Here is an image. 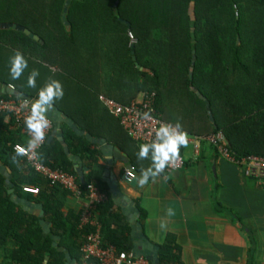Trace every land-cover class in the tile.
Listing matches in <instances>:
<instances>
[{"label": "trees", "instance_id": "obj_1", "mask_svg": "<svg viewBox=\"0 0 264 264\" xmlns=\"http://www.w3.org/2000/svg\"><path fill=\"white\" fill-rule=\"evenodd\" d=\"M64 2L0 0V24L28 29L42 41L0 30L1 81L28 97H37L50 79L60 81L64 96L54 105L80 128L130 152L136 170L142 167L135 154L138 144L106 110L99 94L129 104L155 93V108L163 120L179 121L183 130L205 138L215 151L208 138L221 133L236 156L264 155V0H71L66 12L69 31L61 20ZM16 51L24 55L28 68L14 80L9 58ZM33 69L39 76L36 87L29 88L27 77ZM5 116L0 113V161L11 178L7 184L0 174V264H66V252L79 263L84 236L93 228L79 229V214L67 227L59 210L69 191L49 184L22 157L20 166L12 162L13 146L27 147L28 138L13 120L5 123ZM61 125L69 150L90 161L85 183L79 181L82 189L94 182L107 192L93 168L97 152L91 142ZM37 154L50 167L77 174L63 142L46 138ZM33 185L40 191L28 199L41 203L43 218L52 223L50 233L44 232L37 214H29L12 198L28 194L22 186ZM108 204L98 216L103 244L131 253L128 236L110 227L125 226L123 217L110 214ZM144 216L141 211L140 218ZM52 235L59 237L57 245ZM157 254L160 264H181L172 235Z\"/></svg>", "mask_w": 264, "mask_h": 264}, {"label": "crops", "instance_id": "obj_2", "mask_svg": "<svg viewBox=\"0 0 264 264\" xmlns=\"http://www.w3.org/2000/svg\"><path fill=\"white\" fill-rule=\"evenodd\" d=\"M10 86L14 85L0 80V96L7 93L6 87ZM54 107L71 119L55 105ZM9 121L5 116L4 122ZM72 122L79 130L89 133L73 120ZM62 123L70 127L61 121L59 129L53 126L47 141L57 139L63 142L72 166L75 170L80 167L84 178L89 171L90 161L86 155L81 157L69 150L64 143ZM104 140L118 148V152L103 150L98 143L90 141V148L97 152L93 168L107 186L110 197L108 212L123 217L125 226L110 227L123 231V235L128 236L131 254L134 241L132 234L136 231L132 229L128 218L135 217L144 236L158 250L167 236L174 237L176 245L180 247L181 264H264V185L245 175L241 168L223 160L209 142H201L199 152H195L192 146H187L183 150L186 160L183 169L170 175L162 173L155 182L150 179L148 184L140 187L136 179L141 168L150 166V159L141 160L142 167L137 169L135 183L128 184L124 174L129 164H132L130 152ZM124 160H129V163ZM0 165L7 168L1 161ZM76 172L79 179L81 174L77 170ZM164 176L168 179L165 180ZM36 196L37 194H22L21 199L41 205L28 199ZM16 197L18 196L12 195L13 199ZM63 201L59 212L65 223L78 215L86 202L84 196L70 192L63 196ZM169 209L174 213L171 216L168 215ZM102 211H98V216ZM141 211L145 213L143 219L140 218ZM27 212L38 215V208ZM48 222L52 227V223ZM162 222L166 225L163 229L160 227ZM72 262L79 264L75 259Z\"/></svg>", "mask_w": 264, "mask_h": 264}, {"label": "built area", "instance_id": "obj_3", "mask_svg": "<svg viewBox=\"0 0 264 264\" xmlns=\"http://www.w3.org/2000/svg\"><path fill=\"white\" fill-rule=\"evenodd\" d=\"M129 37L131 42L135 41L132 35L129 34ZM10 89L15 90L14 86H10ZM98 98L106 110L115 117L122 129H124L128 136L138 145L151 142V140L154 139V130L159 127L160 123H168L163 120L156 111L155 93H145L140 99L134 100L129 104L120 103L104 94H99ZM31 102V98L27 97L9 99L0 97V113L5 114L9 119L13 120L15 127L20 128L28 139V134L24 128V118L28 115ZM146 112L150 114L151 119L143 118V114ZM52 128L53 121L50 118V126L46 130V138ZM183 131L188 135L189 143L187 146H192L195 152H199L200 144L205 138L193 135L186 130ZM208 139L214 145L217 154L223 160L225 159L241 168L245 175L254 178L264 185V155L247 154L236 156L231 152L227 140L221 133L216 136H211ZM17 145L25 147L17 143L13 146V150H15ZM185 148L186 147H182L180 149V158L176 166L165 169L164 173L166 175H170L184 168L186 160L183 155V150ZM38 149L35 150L36 156L32 159H29V156L22 157L27 165L33 169L35 173L46 178L49 184H59L70 193L77 196L84 195L85 197L86 202L79 213L78 227L79 229H84L89 226L93 228V230L84 236L85 241L80 247L81 256L79 264H90L92 260L95 261L96 264H152L144 256L134 257L131 253L119 251L113 244H103L101 235L102 225L98 219V211L109 202L110 197L108 192L103 191L94 182L88 183L82 189L76 174L59 167L52 168L43 163L37 154ZM29 155H31V153ZM136 177L137 170L133 165L125 170L124 179L126 182H131ZM38 191V187L35 186H22L23 193L33 195L37 194ZM72 226V223H67V227Z\"/></svg>", "mask_w": 264, "mask_h": 264}, {"label": "clouds", "instance_id": "obj_4", "mask_svg": "<svg viewBox=\"0 0 264 264\" xmlns=\"http://www.w3.org/2000/svg\"><path fill=\"white\" fill-rule=\"evenodd\" d=\"M28 68V62L24 55L16 51L9 58V74L12 79H19ZM39 71L33 69L27 77V87L35 88ZM64 91L60 81L50 79L38 91L37 98L31 102L28 115L24 118V128L28 134L27 147L17 145L12 156V162L20 166L19 157L29 156L32 159L36 156L35 150L38 149L46 140V130L50 126L49 113L53 109L56 101L63 99ZM26 106V105H22ZM144 119H151L149 113L143 114ZM189 143L188 135L182 130V125L177 121L174 125L171 123H160L159 127L154 130V139L151 142L140 144L137 152L138 160L150 159V166L141 168L136 183L143 187L152 182L165 172L166 168L176 166L180 158V149L187 147ZM31 153V155H29ZM164 179H168L164 176ZM171 209L168 215H173ZM160 227H166L165 223H161Z\"/></svg>", "mask_w": 264, "mask_h": 264}, {"label": "water", "instance_id": "obj_5", "mask_svg": "<svg viewBox=\"0 0 264 264\" xmlns=\"http://www.w3.org/2000/svg\"><path fill=\"white\" fill-rule=\"evenodd\" d=\"M71 0H65L64 5H63V9H62V14H61V20H63L64 25L66 26V29L69 31L70 28V24L67 20V9L69 7ZM0 30H14V31H18L23 33L24 35H28L29 37H31L32 39L39 41L40 43H42L41 40H39V37L36 36L35 34L31 33L28 29H24L18 25H14V24H0ZM194 64H195V59L193 61L191 70H190V78L193 77V71H194ZM136 66H138L136 64ZM7 93L9 94H13L16 95L18 97H27V98H31V101L33 102L36 97H28L27 95L19 92L18 90H12L9 87H6ZM201 98H203V96L200 94L199 91H197V89H193ZM207 109H208V114L210 116V120L212 123H214V118L213 115L211 113L210 110V106L207 103ZM49 117L51 118V120L53 121V126L56 128H60V122L64 121L67 124L70 125V127L77 133V134H84L85 137L93 142V143H98V145L101 146V148L103 150H114L118 152V148H115L113 145L107 144V142L103 139V137H94L92 135H90L89 133H85L82 130H79L76 125L72 122L71 119L66 118V116L64 114H62L59 110H57L54 106L53 109L50 111L49 113ZM50 138V137H49ZM66 149V147H64ZM124 162L129 163V160H124ZM80 166V163H79ZM132 166V164H129V167ZM81 175L79 176V181L81 183H85V180L82 176V173L80 172V167H77L76 169ZM0 173L2 175L5 176V183L10 184V178H11V171L8 168H4L0 165ZM7 174V175H6ZM128 184H134L135 180L131 181V182H127ZM9 192H11V190H9ZM15 202H17L18 204L22 205L23 210L25 211H32L33 208H38V216H39V223L42 226L44 232L46 233H50L51 232V224H49L48 221H46L43 218V209L41 207L40 204L38 203H31L28 202L27 200H23L19 197H16ZM136 212H138V210H135ZM128 222L132 225V229L134 231H136V233L132 234L134 237V241H133V247H132V255L134 257H139V256H144L145 258H147L152 264H160L159 260H158V247L154 246L153 244H151L147 238L144 236V234L142 233V227L140 225V223L137 221V219L134 217H129L128 218ZM52 238L55 240V245H57V241L59 240L58 236H54L52 235ZM65 257H66V262L67 264H73L72 259L69 257L68 253H65Z\"/></svg>", "mask_w": 264, "mask_h": 264}]
</instances>
